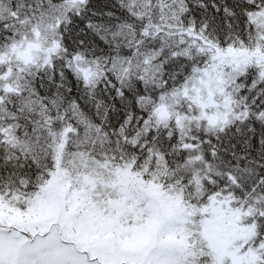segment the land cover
<instances>
[{"label":"snow or ice","instance_id":"obj_1","mask_svg":"<svg viewBox=\"0 0 264 264\" xmlns=\"http://www.w3.org/2000/svg\"><path fill=\"white\" fill-rule=\"evenodd\" d=\"M0 264H264V0H0Z\"/></svg>","mask_w":264,"mask_h":264}]
</instances>
